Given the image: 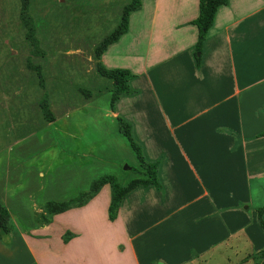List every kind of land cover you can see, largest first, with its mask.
Segmentation results:
<instances>
[{
  "label": "crops",
  "instance_id": "1",
  "mask_svg": "<svg viewBox=\"0 0 264 264\" xmlns=\"http://www.w3.org/2000/svg\"><path fill=\"white\" fill-rule=\"evenodd\" d=\"M198 2L141 0L99 59L133 76L131 92L94 115L131 125L144 159L158 162L160 187H135L113 220L111 190L101 196L106 184L82 206L49 215L45 204L61 199L46 197L24 213L15 165L3 166L0 201L14 229L0 239V264H264V0L219 6L199 64ZM29 138L24 133L13 147ZM30 163L32 174L46 176ZM96 177L81 176L78 191Z\"/></svg>",
  "mask_w": 264,
  "mask_h": 264
},
{
  "label": "rangeland",
  "instance_id": "2",
  "mask_svg": "<svg viewBox=\"0 0 264 264\" xmlns=\"http://www.w3.org/2000/svg\"><path fill=\"white\" fill-rule=\"evenodd\" d=\"M130 1L28 0L34 43L21 20L22 0H0V170L15 165L11 177L19 180L15 192L24 213H31L32 200L77 196L82 192L78 181L86 173L114 175L120 184L140 176L139 161L118 121L101 114L94 119L97 108L104 113L111 106L112 81L101 73L99 48ZM28 64L40 67L54 122L43 115V88ZM89 102L93 110L87 109ZM70 118L75 126L67 125ZM29 132L31 138L13 147ZM10 155L21 156L22 162L9 163ZM29 163L33 172L42 165L46 176L33 175ZM104 189L102 197L110 186Z\"/></svg>",
  "mask_w": 264,
  "mask_h": 264
},
{
  "label": "trees",
  "instance_id": "3",
  "mask_svg": "<svg viewBox=\"0 0 264 264\" xmlns=\"http://www.w3.org/2000/svg\"><path fill=\"white\" fill-rule=\"evenodd\" d=\"M227 0H199L198 2V15L193 21V24L197 26L198 36L196 42V62H200V51L207 34L208 29L212 25L215 13L219 6L226 4ZM141 6V0H131L125 7L124 13L121 17L120 24L113 31L110 38L102 43L99 48V59L101 54L106 50L109 44L118 40V38L126 32L128 28V18L131 12L139 9ZM28 9V0H22L21 7V20L28 29L29 39L34 43L36 40L33 38L34 26L32 25L31 18L27 14ZM32 37V38H31ZM101 64V63H100ZM30 68L35 69L37 75L40 78V86L43 88V93L41 95L40 108L43 112L45 118L51 122L54 120L53 115L49 109L48 104V94L44 87L43 78L40 72L39 66H33L28 64ZM101 66V73L109 78L112 81V90H111V106L114 102L123 94H129L131 88L129 85V80L132 78L133 74L127 69H106ZM119 123V131L127 138L130 146L134 150L136 157L139 161L138 173L139 177L129 180L126 184H120L114 175H103L101 177L95 178L87 191L80 192L77 196L70 198L66 201L55 202L48 201L45 204V210L49 215L57 214L63 212L71 207L82 206L90 198H92L99 189L108 184L110 186V202L108 206V217L110 220L115 219L117 216V211L122 199L135 187L137 186H155L160 187V183L157 177V167L158 162H148L144 159L141 147L134 141L131 131V125L123 120L122 118L117 119ZM264 206L258 209V221L261 228L264 231V220L262 218V213ZM14 229V224L11 220V215L7 208L0 201V239L4 238ZM259 254L264 256V247L259 251Z\"/></svg>",
  "mask_w": 264,
  "mask_h": 264
}]
</instances>
